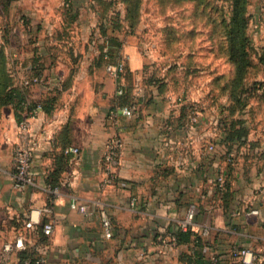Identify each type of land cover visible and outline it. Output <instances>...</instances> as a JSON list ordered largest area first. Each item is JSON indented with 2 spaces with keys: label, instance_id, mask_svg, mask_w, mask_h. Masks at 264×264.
<instances>
[{
  "label": "crops",
  "instance_id": "1",
  "mask_svg": "<svg viewBox=\"0 0 264 264\" xmlns=\"http://www.w3.org/2000/svg\"><path fill=\"white\" fill-rule=\"evenodd\" d=\"M81 7L86 13L77 16V4L63 0H0V264H22L30 255L41 264H209L215 257L229 264L235 248L263 254L264 175L244 180L233 148L222 143L219 114L204 100L198 122L189 123L190 89L183 102L172 91H146L140 79L146 60L137 47L124 46L100 65L80 50L93 26L88 4ZM120 62L115 80L103 65ZM33 74L40 82L24 86L22 79ZM120 86L138 105L131 117L117 109L124 101L116 93ZM40 102L47 111L30 120L34 183L16 188L18 120ZM116 134L121 160L115 181L104 186L102 157ZM71 147L78 152L65 153ZM221 172L229 173L226 209L213 184ZM72 203L88 209L80 212ZM191 206V230L202 242L163 245ZM101 210L111 222L109 238ZM30 211L36 223L27 229ZM44 222L53 225L49 236L41 233ZM18 236L25 248L4 257L3 244Z\"/></svg>",
  "mask_w": 264,
  "mask_h": 264
},
{
  "label": "rangeland",
  "instance_id": "2",
  "mask_svg": "<svg viewBox=\"0 0 264 264\" xmlns=\"http://www.w3.org/2000/svg\"><path fill=\"white\" fill-rule=\"evenodd\" d=\"M63 3L77 4V16L88 4L93 26L78 47L92 52L97 65L112 61L124 46L137 47L146 60L140 74L146 91L178 96L190 89L195 100L220 110L244 180L264 175V0Z\"/></svg>",
  "mask_w": 264,
  "mask_h": 264
},
{
  "label": "built area",
  "instance_id": "3",
  "mask_svg": "<svg viewBox=\"0 0 264 264\" xmlns=\"http://www.w3.org/2000/svg\"><path fill=\"white\" fill-rule=\"evenodd\" d=\"M124 65L122 62L112 65L107 64L105 67L106 72L115 80L119 79L121 73L123 72ZM40 82L39 76H26L22 79V84L24 86H31ZM117 95H123L124 89L122 86L118 87L116 90ZM181 94L178 95L180 101H185L181 98ZM188 107V121L191 125L198 122V118L202 112L204 104L200 100H193L187 103ZM41 109L40 105L37 104L31 110L26 111L23 118L18 122L17 129L19 135V142L13 148L12 154V163L14 171V181L16 188H25L34 183L33 175L31 173V162L33 157V151L36 147V142L31 138L30 134V120L35 117L36 112ZM118 111L124 116L131 117L136 112V104L132 105H123L117 107ZM110 117H113V112L110 113ZM217 125L219 123L217 122ZM123 143L119 135H114L110 137L106 143L102 157V170L104 173V179L102 181L103 185L112 184L116 179L115 170L120 164L121 155H122ZM209 149H212V146H209ZM78 152L77 148H67L65 153L76 154ZM214 191L219 193L223 192L226 189V181L224 173H219L215 180L213 181ZM71 207L78 209L80 212H85L88 209L86 204H75L72 203ZM32 211L29 212L24 226L27 229H31L36 221L31 216ZM250 214H257V209H252L249 211ZM195 215V210L191 206L186 212L185 218L180 222L178 229L188 230L191 229L193 219ZM101 225L103 228L104 236L106 238L111 237V222L108 215L101 210ZM53 230V225L51 222H44L41 225V233L44 236H49ZM159 240L164 241V237H159ZM175 244V236L171 234L169 241H165L162 244L168 245V243ZM25 248L22 236H18L14 241H7L2 246L3 256L6 257L12 251H21ZM232 255L236 258L241 264H254L258 259H263L264 255L260 254L257 251H253L248 248H235L232 251ZM213 262L216 261L214 258ZM42 259L38 256L34 258L26 259L22 264H41Z\"/></svg>",
  "mask_w": 264,
  "mask_h": 264
},
{
  "label": "trees",
  "instance_id": "4",
  "mask_svg": "<svg viewBox=\"0 0 264 264\" xmlns=\"http://www.w3.org/2000/svg\"><path fill=\"white\" fill-rule=\"evenodd\" d=\"M33 76H36V74H33ZM123 89H124V94L123 95H119V96L124 97V101L123 102L121 101V103H119L118 106L136 104L135 100L133 99V95H131V94L128 95L127 92H126V88L123 87ZM13 92H16V91L11 90L10 94L13 93ZM179 94H181V96H182L181 98L186 100V91L185 90H181V92H179ZM37 104L40 105L41 109H45L44 105L40 102V103H35L32 106L28 105L27 108H26L27 111L31 110L32 108H34ZM137 106L138 105L136 104V108H137ZM218 114H219L218 123L220 125L219 127L222 129V131L224 133V138L222 140V143H223L224 147L227 148V151L231 152V148H232V145L234 143L233 136H232V134L230 132L227 133L226 129L224 130L222 128L225 119L223 118L220 110H219ZM23 116L18 120V122L23 118ZM230 122H231V120L229 121V124H230ZM225 125H227V124H225ZM227 151H226V153H227ZM234 158L235 157H233V160H234ZM229 172H231V171H229ZM224 175H225V181H226V189L223 192H221V193H219L218 191H216L215 193L219 196V198L222 201V204L225 206L224 200H225V198H226V196L228 194V190H229V185H228V183H229V173L224 174ZM227 200H228V198H227ZM227 207L228 206H225L223 208L226 209ZM173 234L175 236V242H176L175 244L176 245L188 243V241H191L193 244H196V245L200 244L202 242L201 236L199 234L193 232L191 229H188V230L177 229ZM32 256L33 255H30V256H27V257H31V258L36 257V256H34V257H32ZM215 259H216V257H215ZM208 263L209 264H220V261L216 259L215 262H213L211 260ZM259 263L264 264V259L261 258V259H258V260H256L254 262V264H259ZM229 264H241V263L236 258L233 257L231 262H229Z\"/></svg>",
  "mask_w": 264,
  "mask_h": 264
}]
</instances>
